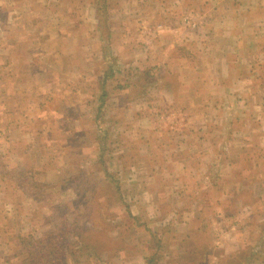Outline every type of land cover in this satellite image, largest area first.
Segmentation results:
<instances>
[{"label":"rangeland","instance_id":"374dc122","mask_svg":"<svg viewBox=\"0 0 264 264\" xmlns=\"http://www.w3.org/2000/svg\"><path fill=\"white\" fill-rule=\"evenodd\" d=\"M84 1L95 0H0V151L4 142L11 143L8 152H0V171L9 177L0 182V264H31L25 259L35 242L40 248L44 243L50 208L63 204L69 213L73 202H86L92 217L87 222L80 213L68 215L69 224L90 228L86 237L92 250L95 245L76 264H148L150 256L156 264H226L227 259L264 264V154L258 159L239 137L227 144L228 129L243 138L260 129L232 120V99H223L219 88L226 67L215 48L201 52L203 31L188 26L189 31H172L184 19L172 0H156L161 8L139 2L144 4L139 17L149 25L145 31L138 18L119 15L136 3L99 0L106 6L91 38V18L79 10ZM170 7L173 15H155ZM107 12L112 14L105 17ZM105 18H112L111 24ZM190 30L196 39L174 40L190 36ZM102 51L112 57L107 64ZM249 69L241 61L232 70L244 75ZM108 70L113 77L101 104L99 83ZM48 98L53 106L45 108ZM201 100L213 107L202 110L209 115L205 128H199L200 110L182 109L183 102L199 108ZM64 105L72 108L74 120L60 111L53 121H43ZM62 121L63 128L78 129L84 143L79 155L66 148L70 132H58ZM3 129L12 131L4 137ZM26 130L35 136L26 138ZM217 137L218 149H211L208 141ZM240 176L247 180L243 185ZM70 177L86 184L79 189L85 197L66 187ZM240 186L247 194L237 193ZM201 231L213 235L210 241H203ZM66 244L75 245L69 237ZM198 244L213 247L212 254L192 257ZM245 250L254 253L246 261L240 259ZM63 251L58 262H73L69 250ZM40 256L33 263L53 258L47 251Z\"/></svg>","mask_w":264,"mask_h":264},{"label":"crops","instance_id":"0c3cea01","mask_svg":"<svg viewBox=\"0 0 264 264\" xmlns=\"http://www.w3.org/2000/svg\"><path fill=\"white\" fill-rule=\"evenodd\" d=\"M139 2H141V0H134L133 2L132 0H129V3L131 5L133 3H136L135 5L137 8L131 7V9H128L124 7L119 11V15L124 16L123 20H125V18L129 19L132 17L138 18V26L140 27L141 31H145V29L148 28L149 25L145 24V19L139 17L141 13L143 14L144 8V4L141 5ZM149 3H152L155 6L158 5L156 6V8H161V3L159 1L150 0ZM99 4V0H95L93 5L84 1L83 6L79 8L81 12L86 14L88 20H90L91 18V22H87V33L91 38H94V32L98 30L97 23L99 24V22H101L102 20V16L100 17L101 12H99V10H103L105 8L106 2H104L103 7ZM172 5L174 9H182L179 10L183 12L182 16L184 18L182 20L184 22L179 21V25L175 23L172 31L179 32L177 29H186L189 31L187 26L192 27V29H195V31H203L201 33L199 32L198 34V38L204 45L203 48H201V52L208 50L209 46H213L215 48V55H219L222 60L223 66L226 67V69L224 71L222 70L220 74L222 83L219 88L222 89L220 95H222L223 99H232L231 110L233 113H236V116H232V120L234 121V123L238 122L239 125H243L244 123H255V127L257 129H260L258 134L255 136L249 134L251 138H243V134L241 132H234L231 136V132L228 129L227 144L229 143V141H231L230 139L232 137H239L242 144H245V148H247L249 151H252V153L254 155L256 154V157L260 159L261 155L264 154V70L261 71V69H258L256 64L264 65V0H172ZM173 7L166 8L165 10L162 9L155 15L158 18H160L161 15L169 17V15L174 14L173 11L169 13V11H171ZM111 14L112 12H107L105 17H108ZM105 19H108L110 21L109 23L111 24L112 18ZM123 30L124 29L121 30L123 33L122 37H125V39H127V35ZM190 31L192 32L190 33V36L188 34H185L181 37V34H179L175 36L174 40L177 39V41H179L184 39L186 42H190L196 39L195 33L192 30ZM177 36H179L180 38ZM224 42L226 43L224 44ZM104 51H102L101 62L107 64L112 57L109 52L105 54ZM13 55L18 56L17 53H13ZM241 61L246 66L250 67L249 71H247L248 73L244 75L233 73V66L239 65ZM211 63L213 64V61ZM35 72L36 71L31 73V75H33ZM36 76H41V74H37ZM227 82L229 83V85H227ZM254 95H258L256 101L254 100ZM53 102L54 100L48 98L45 101V108L48 106H53ZM211 103L212 102L208 100H201V106H199L198 108L193 106V104L183 102L182 105L184 106L181 107L186 113L193 110H200L201 112L202 110L210 111L213 109ZM68 109L72 108L66 105L60 107L59 109L55 107V110H52L50 112L51 116H45L43 121L46 123L53 121L54 116L60 111H63L64 116H66L67 119H70L73 117L74 113L73 110L68 112ZM246 110H251L252 113L248 116H245L244 118L239 117L237 113H243L246 112ZM205 111L202 112V120H200L199 128H205L206 123L208 122L209 115L204 114ZM58 117H60V115ZM7 125L9 124L6 123L5 127ZM58 125V132L60 130L64 133L67 132V130L63 128L65 126V121H62V123H59ZM23 126L26 127L28 125L23 124ZM13 129L17 130L18 127H13ZM9 130H2V132L4 133V137H6L5 135H7ZM13 133L14 131L12 132V134ZM34 133L35 132H31V130H26V132L23 131V135L28 139L31 138V136H35ZM11 140L12 139L10 136L8 141ZM219 140L220 138L217 137L212 141H208L212 146L211 149H218V146H216V142H219ZM8 143L9 142H4V145L1 148L2 151L8 152V146L11 144L10 143L8 145ZM233 147L234 145L231 146L232 149ZM0 164L3 163L0 161ZM258 165L259 164H255L254 167ZM1 166L2 165H0V169ZM258 167H260V165ZM257 170L260 172L259 168ZM5 176L6 175H2V172L0 171V182L4 180ZM240 179L242 185L243 183L247 182V180L243 177H241ZM242 188L243 187L240 186V188H238L239 190H237V193H240L242 190H244ZM1 194L2 192H0V198L3 197ZM240 196L242 195L240 194ZM200 233H202V235H207L205 231H201ZM185 237L186 236H183L182 239H185ZM210 237L212 238L213 235H210ZM212 248L213 247H211V249ZM210 254H212V251H210L206 255L210 256Z\"/></svg>","mask_w":264,"mask_h":264},{"label":"trees","instance_id":"16d2710c","mask_svg":"<svg viewBox=\"0 0 264 264\" xmlns=\"http://www.w3.org/2000/svg\"><path fill=\"white\" fill-rule=\"evenodd\" d=\"M109 72V71H108ZM112 74L106 73L103 74L102 76V80L100 81V94H99V101L101 102V104L104 102L105 98L107 97V92L105 89V86L107 84V81L112 78ZM137 93V91H136ZM132 96V92H130L127 96V98ZM125 99V97H123ZM126 98V100H127ZM73 117H75L73 115ZM73 117L71 118V120H74ZM67 130V132H70V135L66 136V140H67V146L66 148L69 150V152H71V154H75V155H79L81 151H79V149L83 148L84 143L82 141L79 140V135H77V131L78 129L76 128L74 131H69L70 128L66 127L64 128ZM79 151V152H78ZM80 176V175H79ZM75 177H70L67 180V186H70L74 190V193H76V197L79 198L80 196H84L85 195L81 192H79V189L82 187V185H86L83 184L81 182H75ZM83 181V180H82ZM64 182V181H63ZM86 187V186H85ZM248 191V190H247ZM245 194H247V192L245 190H242L240 192V194L243 196ZM62 208V209H61ZM99 206L96 208L98 209ZM91 209V208H90ZM90 209L89 206L87 205L86 202H73L72 206H71V212L67 213L66 211H63V204H58L55 205L54 207L50 208V215H49V221L51 220V222H49V228L46 232V234L41 235L42 240L44 241L42 247H37L38 246V242H35V245H33L32 248V252L28 253V255H31V257L29 259H25V260H30L31 264H39L38 262H34V260L38 259L41 260V256L37 258V256H39L40 254H43L44 251H47L49 253V256L53 257L52 259H50L49 264H60L58 261H62L63 262V257L62 260L59 258V256L61 254H64L65 249H68L70 254L74 256V259L72 258L71 263L69 264H76L74 261L79 259L80 256H85L86 255H90L89 250L93 251L95 249V245H93V250H92V246L91 242H90V237H86L90 234V228H86V230H84L82 227H80L78 224V221H73L71 224L69 219L67 218L68 215L70 217L73 218V216L78 217L79 215L77 213H80L82 218H84L85 221L89 222L90 218L92 217L90 214ZM99 210V209H98ZM97 216L104 218L103 214H101L100 212H98V214L96 213ZM54 219V220H52ZM104 220V219H103ZM55 221V222H53ZM90 224V223H87ZM69 228V229H66ZM260 229H264V225L260 226ZM70 238L74 241V246L72 247L69 244H66V238ZM205 237H207V240L210 241V236L208 237L207 235H204L202 238L204 239ZM85 239V240H84ZM206 239H204L203 241H207ZM42 242V241H41ZM206 246L204 247V245L202 244V248H200L199 244L198 246L194 248V251L191 252L192 257H198L200 256V258H203V256H205L206 254H208L211 251V246H208L207 244H205ZM36 246V247H35ZM74 250V252H77L76 254H73L72 251ZM82 251L84 253H82ZM248 250H245L241 255H240V259L242 257V259H244V261H246V259H251L252 254L248 255ZM258 251H256L255 253H257ZM94 253V252H93ZM86 254V255H85ZM27 255V256H28ZM95 255L98 256V252H95ZM54 256H56V258H54ZM90 260L87 259V262H89ZM145 261L148 262V264H156V262L154 261L153 257H146ZM58 262V263H57ZM196 262V261H195ZM197 263V262H196ZM202 263V262H201ZM65 264V263H63ZM226 264H240L238 262H236L235 260H231V259H227V263Z\"/></svg>","mask_w":264,"mask_h":264}]
</instances>
